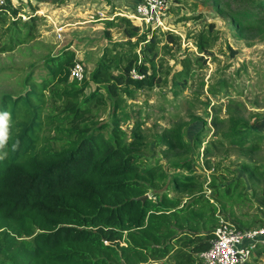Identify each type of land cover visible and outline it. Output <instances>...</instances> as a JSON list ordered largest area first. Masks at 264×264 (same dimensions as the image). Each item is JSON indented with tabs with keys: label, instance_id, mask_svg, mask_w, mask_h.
I'll list each match as a JSON object with an SVG mask.
<instances>
[{
	"label": "trees",
	"instance_id": "obj_1",
	"mask_svg": "<svg viewBox=\"0 0 264 264\" xmlns=\"http://www.w3.org/2000/svg\"><path fill=\"white\" fill-rule=\"evenodd\" d=\"M22 8L19 2L0 7V53L38 36L39 17ZM262 8L264 0L257 10L235 12L233 25L239 31L261 27ZM106 25L126 40L103 46L87 78H69L76 58L63 46L42 60V74L24 78L22 92L0 95V115L10 113L0 144V264H200L196 254L209 245L214 204L192 194L182 205L160 191L154 170L139 164L135 132L124 131L119 119L126 117L123 95L155 85L185 87L217 30L203 24L189 36L197 54L176 59L167 43L178 47V35L149 27L138 35L125 16ZM168 58L178 62L177 70ZM89 83L94 87L85 94ZM108 104L119 114L96 122V112ZM226 137L254 143L246 129L233 127ZM182 179L175 181L185 184L192 176ZM231 189L225 185V193ZM148 192L143 202L136 200Z\"/></svg>",
	"mask_w": 264,
	"mask_h": 264
},
{
	"label": "rangeland",
	"instance_id": "obj_2",
	"mask_svg": "<svg viewBox=\"0 0 264 264\" xmlns=\"http://www.w3.org/2000/svg\"><path fill=\"white\" fill-rule=\"evenodd\" d=\"M261 1L168 0L167 22L172 31H162L179 36L178 47L167 43L176 59L197 54L189 36L203 24L213 23L217 39L208 53L198 54L203 63L193 68L185 87L155 85L123 95L126 117L119 119L124 131L135 132L138 139L132 142L140 155L139 164L154 170V180L163 185L160 191L179 199L182 205L192 194H201L216 207V224L224 220L242 228L264 227V8L258 13L262 21L259 28L239 31L231 15L244 8L257 10ZM13 2L21 3L24 12L35 10L38 36L0 53V95L22 92L24 78L42 74V60L63 46L74 51L87 78L103 46L126 40L119 28L108 27L106 21L127 14L134 4V0ZM89 15L93 19L84 22ZM60 24L64 28L58 39L53 31ZM145 30L138 27V35ZM168 54L161 52L162 59ZM165 63L172 70L179 68L174 59ZM93 87L89 83L84 93ZM109 104L96 112V122L119 114ZM233 127L247 130L252 147L248 139L241 144L228 140L226 135ZM184 162L189 166L182 167ZM187 175L192 176L189 182L176 183L175 179ZM227 184L232 189L225 193ZM257 249L255 246L249 264H264V245Z\"/></svg>",
	"mask_w": 264,
	"mask_h": 264
},
{
	"label": "built area",
	"instance_id": "obj_3",
	"mask_svg": "<svg viewBox=\"0 0 264 264\" xmlns=\"http://www.w3.org/2000/svg\"><path fill=\"white\" fill-rule=\"evenodd\" d=\"M17 4H14L13 0H0V7L13 8ZM167 9L168 0H134L132 9L122 16L137 27L172 31L167 22ZM98 15L102 16L101 13ZM20 16L25 18L22 14ZM88 18L90 20L91 15ZM97 18L101 17H94L95 20ZM53 32L56 38L60 39L61 26L56 27ZM130 74L134 78L138 77L133 69ZM83 77L82 64L76 59L69 69V78L80 81ZM257 244H264V227L238 228L230 222L219 220L212 229L208 247L198 252L196 257L200 264H249Z\"/></svg>",
	"mask_w": 264,
	"mask_h": 264
},
{
	"label": "clouds",
	"instance_id": "obj_4",
	"mask_svg": "<svg viewBox=\"0 0 264 264\" xmlns=\"http://www.w3.org/2000/svg\"><path fill=\"white\" fill-rule=\"evenodd\" d=\"M10 116V113L5 112L4 114L0 115V144H3L6 140V126L7 120Z\"/></svg>",
	"mask_w": 264,
	"mask_h": 264
},
{
	"label": "crops",
	"instance_id": "obj_5",
	"mask_svg": "<svg viewBox=\"0 0 264 264\" xmlns=\"http://www.w3.org/2000/svg\"><path fill=\"white\" fill-rule=\"evenodd\" d=\"M45 17H47V18L50 20V16H49V15H45ZM95 17H96V16H95ZM97 19H98V18H97ZM97 19H96V20H97ZM98 20H101V19H98ZM103 20H104V19H103ZM87 21H90V20H89V19H87V20L85 19L84 22H87ZM58 26H61V31H62L63 28H64V25H63V24H60V25H58ZM58 26H56V27H58ZM56 27H55V28H56ZM55 28H54V29H55ZM262 245H264V244H258V245L256 246V249H257V248L260 249V248L262 247ZM258 249H257V250H258Z\"/></svg>",
	"mask_w": 264,
	"mask_h": 264
},
{
	"label": "water",
	"instance_id": "obj_6",
	"mask_svg": "<svg viewBox=\"0 0 264 264\" xmlns=\"http://www.w3.org/2000/svg\"><path fill=\"white\" fill-rule=\"evenodd\" d=\"M148 195L146 193L142 194L139 197H136V200H139L140 202H143L145 198H147Z\"/></svg>",
	"mask_w": 264,
	"mask_h": 264
}]
</instances>
